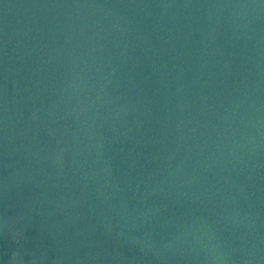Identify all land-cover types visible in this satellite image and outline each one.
<instances>
[{
    "label": "water",
    "instance_id": "water-1",
    "mask_svg": "<svg viewBox=\"0 0 264 264\" xmlns=\"http://www.w3.org/2000/svg\"><path fill=\"white\" fill-rule=\"evenodd\" d=\"M0 264H264V0H0Z\"/></svg>",
    "mask_w": 264,
    "mask_h": 264
}]
</instances>
